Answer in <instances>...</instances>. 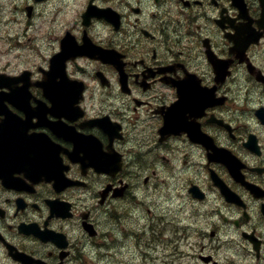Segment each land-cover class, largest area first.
Instances as JSON below:
<instances>
[{"label": "flooded vegetation", "instance_id": "1", "mask_svg": "<svg viewBox=\"0 0 264 264\" xmlns=\"http://www.w3.org/2000/svg\"><path fill=\"white\" fill-rule=\"evenodd\" d=\"M125 244L264 264V0H0V264H125Z\"/></svg>", "mask_w": 264, "mask_h": 264}, {"label": "rangeland", "instance_id": "2", "mask_svg": "<svg viewBox=\"0 0 264 264\" xmlns=\"http://www.w3.org/2000/svg\"><path fill=\"white\" fill-rule=\"evenodd\" d=\"M13 28L12 34H18V33H24V29L25 27L20 23V22H10ZM9 28V26L7 27V29ZM35 27H32L30 30V33H35L34 31ZM19 52H15L13 50L12 54H13V66L16 65V60H14V56L17 55ZM28 60L26 64H22L23 65H35L37 60L35 59L34 56H32V54L28 53ZM147 221V217L145 218V220H141L140 222V226L144 225V223ZM138 221L131 220L128 224V226L130 228H134V224L138 225L139 224ZM148 232L150 231L149 227L145 228ZM123 257H120L121 260H123V262L125 264H135V261L133 260L134 258V254H135V249L130 245V244H125V247L123 249ZM92 264H98V260L92 259Z\"/></svg>", "mask_w": 264, "mask_h": 264}]
</instances>
